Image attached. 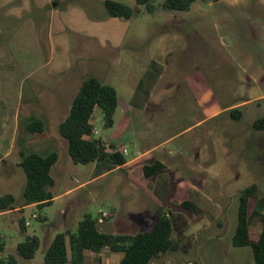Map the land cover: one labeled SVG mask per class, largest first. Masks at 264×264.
I'll use <instances>...</instances> for the list:
<instances>
[{"label": "rangeland", "instance_id": "1", "mask_svg": "<svg viewBox=\"0 0 264 264\" xmlns=\"http://www.w3.org/2000/svg\"><path fill=\"white\" fill-rule=\"evenodd\" d=\"M42 1L0 0V98L8 102L7 115L14 112L16 87L22 76L40 67L46 59L47 36L44 29L47 16L43 20L35 14L39 10L37 4ZM105 1L45 0L51 7L48 12L56 11V22L65 23L63 33L66 31L75 41L73 56H79L85 50L80 44L83 39L70 29L79 28L82 15L94 23L110 18L103 4ZM163 2L152 0L158 7L153 14L141 7L143 15L132 21L130 37L123 47L128 52L135 38L147 36L148 42L136 54L143 67H138L129 80L120 78L115 82L106 81L116 85L123 100L130 99L133 89L141 84L142 72L139 69L151 66V54L159 44L160 37L165 33L178 36V53L170 60L169 66L166 69L151 66L155 77L146 114L142 115L141 110L134 108L123 115L119 108L112 127L105 126L100 109L94 114L95 138L115 144L119 150L125 148L127 153L123 154L128 160L138 157L140 152L150 153L130 168L108 173L96 182L76 189L81 183H89L96 163L74 164L69 156L68 143L62 137L65 143L58 148L59 163L52 173L56 186L52 191L56 196L65 194L69 189L72 192L61 196L42 211L29 208L26 211L0 213V242L4 243L0 259L16 255L17 243L23 241L24 235H36L41 240L36 257L32 260L19 258V264H46L45 253L51 241L49 235L66 230L61 227L62 210H66L64 221L67 227L74 230L84 215L91 214L99 219L100 229L104 232L136 234L150 229L164 212H179V201L194 195L192 188L203 191L215 202L220 189V193L226 192L225 199L232 205L239 191L252 184L259 188V204L264 209V129L256 130L253 127L256 120L264 117V0H197L185 12H164L159 8ZM76 9L79 11H74ZM83 29L79 28L80 31ZM59 33L57 27L50 32L53 38L58 37ZM103 33L105 35L107 30ZM40 76L38 74L35 78ZM48 81L59 83L54 78ZM55 93L60 102L57 116L48 128L51 135H60L56 122L67 113L71 102L70 94L68 96L58 88ZM242 100L249 102L239 108L242 111L239 120L233 119L230 111L223 110L231 102L239 103ZM215 112L219 113L212 116ZM7 130L9 136L10 131ZM23 133L24 130H21L20 136ZM10 141L8 138L6 145L9 148ZM37 145L36 141L34 148L32 144L22 148L17 142L11 148L9 158L3 159L0 153V198L13 194L19 202L23 200L26 175L18 164L22 160L20 151L44 156L52 151L47 146L36 150ZM199 160L209 161V166H214L213 174L209 175L213 182L210 188L206 189L190 175V170ZM157 161L163 164L164 174L171 179L167 197L158 204L153 195L144 194L139 199L147 213L144 217L135 216L134 208L128 205V201L118 198L117 190H134L127 181L135 182L139 177L143 178V174L138 173L142 171V165H153ZM229 168L234 177L230 184L225 185L222 175ZM183 173V180L178 179L177 182L176 176ZM116 180L125 183L119 187L120 184L114 182ZM153 206H158V210L151 213ZM34 212L46 215L49 221L33 219ZM111 212L115 214L113 218ZM24 218L30 222V226L23 235L20 221ZM229 221L220 219L215 222L212 218L197 221L190 218L188 236H176L178 251L164 255V260H172L169 264L195 262L194 243L197 246L204 238L197 229L203 223L212 222L213 233H225ZM253 228L255 234L260 233L259 222H254ZM197 232L199 235H196L195 242L193 233ZM121 255H114L118 262L113 264L119 263Z\"/></svg>", "mask_w": 264, "mask_h": 264}, {"label": "crops", "instance_id": "2", "mask_svg": "<svg viewBox=\"0 0 264 264\" xmlns=\"http://www.w3.org/2000/svg\"><path fill=\"white\" fill-rule=\"evenodd\" d=\"M116 1L122 2L136 10L135 16L126 21L116 17H110L103 22L94 23L81 14L83 19H80V24L78 26L79 28L84 27V29L80 31L79 28L74 30L70 29L71 27L69 28L71 31H74L79 35V37L83 39V42L80 44L82 46V50L85 51L79 56H73L72 54L75 43L73 38L70 35L66 34V31L63 33L65 23H63L62 21L56 22V11L54 9L48 12L46 27L44 29L45 37L47 36L45 44L46 59L44 63H42L40 67L31 70L29 73H25V77L22 76L20 83L16 87V94L14 97V112L12 114L7 115L8 113L6 111V108L8 102L6 101V99L0 98V130L2 131V133L0 134V153L3 155V159L10 157L11 148H14L17 142L18 144L22 145V148H25L26 146L29 147V144H32L33 147V144L37 141L39 145L36 146V150L47 146L50 150H52L50 152L57 153L59 150L58 148L60 146H64L65 142L64 140H62L63 138L62 136H60L61 134L51 135L48 128L54 117L57 116V107L60 102V99L55 93V89L58 88L59 90L64 91L68 96L70 94V102L72 104L82 83L86 79L90 77H96L105 84H108L106 83V81L108 80H110L111 82H115L120 78L129 80L137 72L138 67H143V64H139L140 61L137 58L136 54L141 52L144 48V44L148 42L149 38L147 36L142 35V37L135 38V40L132 41L133 45L130 48V51L125 52V50H123V47L126 45L128 38L130 37V29L133 23L132 21L138 20L141 15H143V10L141 8L142 6H139L136 0ZM48 5V2H45V0H43L42 2L37 4V7L39 9H43ZM54 7L56 6H53V8ZM74 11L79 10L76 9ZM55 27L59 28L60 35L56 38H53L50 32L51 29H55ZM104 30H107V33L105 35L103 33ZM92 43L95 46H93ZM90 48L92 50L94 49V51H92ZM177 53L178 36L165 33L160 37L159 44H157L152 51L151 66L154 69H166L170 64V60ZM151 66L148 65L145 69H139V71L142 72L140 79L141 84L137 88L133 89V94L130 99L123 100L118 93L119 106L116 114L119 112V108L121 109L123 115L128 114L134 108L141 110L142 115L146 114V110L150 106L149 92L152 89L155 77V71L153 73L154 69H151ZM38 74H41L42 76H40V78H35ZM52 78H54L59 83H50L48 80H51ZM110 85L114 86L118 92V89L114 83H110ZM53 86L55 87V89L53 88ZM248 102L249 101L247 100H242L239 103H237V101H234L228 104V106H226L223 110L229 112L231 109L245 106ZM70 107L67 110V113H65V115L62 117V119L56 122L58 124V128L59 124L68 116ZM219 112H215L214 114H212V116L218 114ZM33 119H39L44 122V133L31 134L28 132V125L32 122ZM7 120H9V122H7ZM171 121H174V119ZM7 129H9L10 131L9 136H7ZM21 130H24L22 136H20ZM8 138H10L11 140L8 143L10 148L6 145ZM18 139H21V141H19ZM38 139H41V141L38 142ZM42 139L44 140L42 141ZM23 143L25 144V147L23 146ZM119 151L124 153L126 149L120 148ZM149 153L150 151L140 152L138 157L128 160L126 165L118 167L98 177V165L96 164L94 169L95 171L94 173H92L89 183H81L76 187V189H82L88 184L96 182L100 177L105 176L108 173H112L116 170L130 168L133 163L138 162L146 155L148 156ZM20 162L18 164H20ZM58 163L59 158L57 163L52 168V173ZM153 165H142V171H138V173H142L143 178L139 177V180L135 182L127 181V183H130V187L135 188L134 190H130L127 192L126 190H123L121 192L117 190V193L119 194L118 198L123 201H128V205L131 208H134L135 216H143L147 213L145 212L146 207L142 206L143 202L139 199L143 197L144 194H146L147 196L148 194L150 196L153 195L156 203L158 204L167 197L171 179L166 174H164L163 169H161L154 176L146 177L145 168L151 167ZM231 170L232 169L229 168L228 170H226V173L222 175L225 185L230 184L232 177H234V174H232ZM190 171L191 177H193L196 182H201V184H203L206 189L213 186V182L209 179V175L211 176L213 174L214 166H209V161H197L194 168ZM184 175L185 174L183 173L182 175L179 174V176H176L177 182L178 179L182 181ZM114 182L116 183V185L120 184L119 187H121L125 183V181L123 180H116ZM181 185L183 184L181 183ZM192 191H194V195L192 194L189 198L179 201L178 204L181 209L179 212L173 213L169 210L164 213H166L167 216H180L181 218L186 220L188 224L190 218L197 219V221L206 218H212L215 222L220 219H227L231 221H229V227L227 228L225 233H223L224 231L213 233L212 226L214 224H212V222L203 223L202 227H199L197 229L198 231L200 230L201 233H203L204 238H202V240L200 239L201 241L197 246L194 243V248H196V261L190 262L189 264H254L253 250L251 247H235L233 245V236L238 225L240 191L235 201H233L234 203H232V205H229V203H227V200L225 199V197L227 196L226 192L222 191L220 193V189L218 190L219 198L218 200H216V202L208 197L203 191H198L194 188H192ZM71 192L72 189H69L63 195ZM63 195L56 196L53 194L54 198L52 200V204ZM186 202L192 203V210H185L181 207V205ZM258 207L260 209L262 208L259 203ZM29 208H37V206H22L15 210L26 211ZM157 210L158 206H153L151 208V213L155 211L157 212ZM261 210L263 212L264 209ZM111 213V218H113L115 214L114 212ZM34 214L37 216L36 218H33ZM40 216L45 217L46 221H49L46 215H43L41 213L38 215L36 212L32 214L33 219L38 220ZM60 216L64 222L61 223V227H65L66 230L71 229L67 227L64 221L66 210H62ZM24 222L26 224L29 221L25 219ZM29 226L30 222L27 227ZM188 231V229L185 231V233L183 234L184 237L188 236ZM22 234L24 235V233ZM197 234L198 232L196 234L193 233L195 242ZM49 236L47 237L51 239V244L56 235L50 234ZM19 243H17V245ZM175 251H178V245ZM115 254L116 253L111 252L108 248L102 249L99 253L88 252L86 253V264H113L115 262H118V258L114 256ZM121 257L119 260H121ZM164 257V255H161L153 260L150 264H169V262H172V260L165 261Z\"/></svg>", "mask_w": 264, "mask_h": 264}, {"label": "trees", "instance_id": "3", "mask_svg": "<svg viewBox=\"0 0 264 264\" xmlns=\"http://www.w3.org/2000/svg\"><path fill=\"white\" fill-rule=\"evenodd\" d=\"M139 6L153 14L157 11L152 0H136ZM197 0H164L159 7L164 12L189 11ZM108 17L131 19L135 10L131 7L113 0L104 3ZM51 7L35 11L39 18L45 20ZM119 106V96L116 88L105 84L96 77L86 79L75 96L68 116L59 124L61 136L68 143V152L76 165H98V176L110 172L127 164L128 159L120 152L115 144H107L94 136V114L100 109L106 127L114 125V117ZM233 119L239 120L242 111L239 108L230 110ZM254 129H264V117L255 121ZM31 134H42L45 124L39 119H33L28 125ZM22 158L19 166L26 175V185L23 200L18 201L13 194H6L0 198V213L15 210L22 206L36 205L39 210L52 204L54 198L52 188L55 179L52 168L57 163L59 155L51 152L41 155L36 152H20ZM163 166L155 163L145 168L146 177L157 174ZM259 188L256 184L247 186L240 192V205L238 212V225L233 236L235 247L249 246L253 250L254 264H264V213L258 207ZM18 205V206H17ZM192 203L181 205L185 210H192ZM40 221H46L40 216ZM259 222L261 231L255 234L253 224ZM22 233L25 234L27 226L24 220L20 221ZM188 228L186 220L180 216H167L163 213L153 226L136 234H117L104 232L100 229L99 219L91 214L84 215L77 228L68 229L58 233L45 253L46 264H86V253H99L108 248L113 253L122 254L119 264H150L161 255L174 252L178 242L175 237L183 236ZM1 241V237H0ZM41 246V240L36 235H25L24 240L17 245L16 255L0 259V264H19V258L32 260ZM4 243L0 242V252Z\"/></svg>", "mask_w": 264, "mask_h": 264}, {"label": "built area", "instance_id": "4", "mask_svg": "<svg viewBox=\"0 0 264 264\" xmlns=\"http://www.w3.org/2000/svg\"><path fill=\"white\" fill-rule=\"evenodd\" d=\"M124 153H127V151H124ZM37 216L34 214L33 215V218H36ZM26 225L28 226L29 225V222L26 223Z\"/></svg>", "mask_w": 264, "mask_h": 264}]
</instances>
